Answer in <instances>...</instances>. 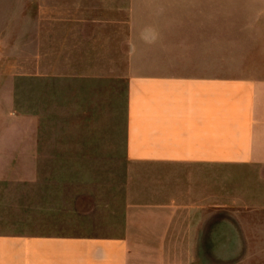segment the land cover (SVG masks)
Instances as JSON below:
<instances>
[{
	"label": "rangeland",
	"instance_id": "rangeland-1",
	"mask_svg": "<svg viewBox=\"0 0 264 264\" xmlns=\"http://www.w3.org/2000/svg\"><path fill=\"white\" fill-rule=\"evenodd\" d=\"M131 28H211L225 58L264 77V0H0V234L93 235L118 220ZM77 58L107 79L72 82ZM72 140L105 143L110 159L67 160L95 146ZM261 206L224 208L232 223L206 264H264Z\"/></svg>",
	"mask_w": 264,
	"mask_h": 264
},
{
	"label": "crops",
	"instance_id": "crops-1",
	"mask_svg": "<svg viewBox=\"0 0 264 264\" xmlns=\"http://www.w3.org/2000/svg\"><path fill=\"white\" fill-rule=\"evenodd\" d=\"M209 30L131 28L134 52L120 77L124 142L114 157L124 182L109 232L0 234V264H206L232 223L224 208L264 206V179L254 177L264 173V77L225 58ZM80 61L71 60L72 82L86 80L89 90L107 79L89 59L80 72ZM84 143L92 152L67 160L110 159L105 143L70 142Z\"/></svg>",
	"mask_w": 264,
	"mask_h": 264
}]
</instances>
